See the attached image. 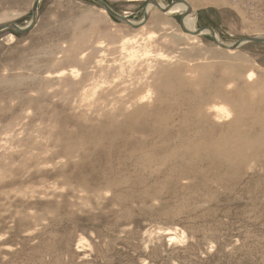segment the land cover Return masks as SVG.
<instances>
[{"label":"rangeland","instance_id":"374dc122","mask_svg":"<svg viewBox=\"0 0 264 264\" xmlns=\"http://www.w3.org/2000/svg\"><path fill=\"white\" fill-rule=\"evenodd\" d=\"M34 1L0 0V26L7 21L20 26H28L34 18ZM102 1L108 7L110 6L111 10L119 12L131 21L140 22L148 18L147 27L145 29L130 28L125 26V22L119 18L117 19L111 13L110 17L103 15L99 10L103 6L96 0H41L37 12V22L31 27V30L21 33L9 28L0 33V210L3 207L2 212L4 213L2 215L0 212V218L5 220H0V264H264V105L262 104L264 99H262V103L258 102L261 96H257L254 100L250 99L253 104L248 103L250 107L247 113L249 115L247 113H245V116L241 115L240 123L237 127L226 126V122L229 121L226 120L225 123H222L225 124L226 129L223 127L224 125L221 126L220 122L217 121L220 127L216 124L214 116L211 117V115H214V111L210 108L211 105L218 103L212 101L215 99L219 101L215 94L228 99V96H226L228 93L225 91L229 89L230 92L232 90L230 89L232 80L236 84L237 95L245 94V89H247L245 84L249 80L248 75L252 74V72L253 76L252 79L250 78L249 83L257 80L260 83L258 88L260 87L259 85L263 84V88L260 87L259 89H264V41L250 42L246 40L251 38V34L259 33V35L264 37V28L259 29L256 33L252 27L253 22L249 20L247 22L243 17V13L237 7L224 0H211V2L207 0L208 3L204 0H160L166 5H172L177 2L191 5L192 3L200 2L198 3L199 6L196 7L197 19L195 23L197 29L204 30L207 27H211L221 42L227 44L235 45L238 41H241V44L236 49L229 50L216 44V37L211 32L203 33L202 31L201 34L198 33L195 37L193 35L189 36L187 33L194 32H191L183 23L185 13L182 11L168 14L163 9L160 10L155 7L148 12L146 9L152 0ZM86 18L89 19L86 20ZM96 18L97 20H95ZM77 19L80 23L81 21L85 23L80 24L76 21ZM63 28L66 29L64 30ZM81 29L82 32L85 30H87L85 32H91L88 41L93 42H78L76 55L69 56L65 52L60 51V46L66 48V46L68 47L72 44L76 34ZM149 31L154 32L153 37H149L151 35ZM11 35H13V39L10 37ZM134 36H137V39L142 41L145 39L152 41L153 44L150 45V49L155 55L151 56L154 59L151 60L161 65V67L160 65H158V68L155 67L157 69L160 68L161 72L156 69L157 73H153L158 78L156 79L158 82L155 81L157 83L155 91H158L155 96L159 94V97L154 96L153 108L134 102L136 92L130 91L132 84L135 85V81L138 83L139 79L137 80V78L139 76L141 77L140 83L145 76L142 85L149 82V79L152 80V72H149V76L148 72L146 73L136 67L138 69L136 70L137 72L135 71L136 77L130 72L123 76L124 78L129 73V76L133 74L129 81L127 80L129 76L124 78V81L126 80L128 83H117L118 80L113 79L117 71L115 68L117 65H114L123 61H126L125 63L123 62L126 64L128 60L123 58L121 51H119L120 49H118L120 47H113L112 38L117 41L118 45L123 39ZM99 41L101 44L103 43V46ZM105 41L107 45L104 44ZM111 41L112 44L109 43ZM68 42L70 43L68 44ZM94 45L96 47L97 45L99 46L96 48ZM41 51H45L43 52L44 54ZM61 52L63 54H60ZM82 53L86 56L89 54V56L83 57L85 55ZM161 54L162 57L160 56ZM163 56L165 57L163 58ZM119 58L123 61L121 59L120 61ZM157 58L163 61L160 60V63ZM94 59L96 60L95 62ZM104 59L105 63L103 62ZM114 59L117 61L114 62ZM106 60L110 61V63L106 62ZM100 61L101 63H98ZM96 62L97 64H95ZM102 63L108 66H102ZM208 63H211L208 68L207 66H202ZM110 64L111 67H109ZM214 64L218 65H215L217 67L212 72ZM194 65L195 67H204L203 71L205 73L201 77L198 75L191 80L186 77L187 82H198L192 84L193 88L187 87L190 89H185V86L179 87V89L174 88V90L168 88L170 83L179 84V80L182 79L181 76L184 79L187 70ZM40 66H43V68ZM100 66L104 67L103 69L108 72L110 78H107V80H110L108 81L109 83H104L106 86H102L101 90L99 88V96L100 94L106 95L109 90L108 85L113 83L114 87L118 88L119 91L124 89V86L128 88L120 92L122 96L120 101L113 100L111 99L112 96L106 95L102 98L103 102L93 103L87 107V101L81 99L83 98L82 93H86L84 90L90 86V80L91 82L92 79L95 81V76L98 77H96L97 80L100 79L98 75H101L102 72ZM180 66H182V70ZM88 67L94 68L95 74L92 71L93 69L89 70ZM108 67L112 73L114 72L113 76L110 75L111 72ZM66 68L67 70L69 68H75L74 70L82 69V71H80L79 77L77 75L75 77L71 74L72 72L66 71ZM84 68H87V70L84 71ZM217 69L219 70L217 71ZM179 70H181V73ZM228 70L233 74H230ZM56 71L60 73L57 74ZM141 71L145 75L141 76ZM49 72L51 76L47 77ZM206 72L208 73L206 74ZM44 73L46 74L45 78ZM52 73L55 75H52ZM165 73L167 76H165ZM56 74H61L62 76L59 77H62V80ZM91 74L94 75L92 76ZM227 74L231 75L227 76L229 79L225 76ZM38 75L40 76L38 77L39 79L37 78ZM173 75L175 76L174 78L172 77ZM49 77L50 79H48ZM162 77L165 78L163 81H161ZM221 78L225 81H219ZM169 79L170 81L168 82ZM198 79L201 80V83H199ZM184 81L186 82V80ZM243 81H246L245 84ZM202 82H206V84ZM223 82L224 84H222ZM54 85L59 87H52ZM86 85L89 86L86 88L84 87ZM202 85L206 86L205 90ZM160 86L161 89L158 88ZM215 87L217 90H215ZM201 88L202 90H200ZM182 89L186 92H183ZM213 89L216 93L214 91L211 92ZM166 90L169 94L165 92ZM178 90L183 93L180 94ZM241 90L245 92L243 93ZM170 91H173V93ZM174 91H177V93ZM187 91H189V94H186ZM209 92L214 94H210V96ZM259 92L263 93L262 91ZM205 95H208L206 96V98L208 97L207 99L203 98ZM194 96L198 98L196 97L195 100ZM128 97H131V99H128ZM163 97H166V100ZM180 98L182 100L184 98L183 102ZM210 98L215 99L211 101ZM261 98H264V95ZM82 100L84 102H81ZM156 101H158V104ZM160 101L165 102H162V104ZM168 102L171 104L169 105ZM220 102H222V98ZM175 103H177L176 106L174 105ZM124 104L125 106H123ZM160 104L164 106V109H168V112ZM164 104H168L167 108ZM141 105V111L146 114L140 113L141 111L138 108ZM173 106L175 110L172 108ZM180 106L181 108H179ZM176 107L180 109L183 116L181 113L179 115L176 114V112L179 113V109ZM207 107L209 110H207ZM155 108L160 110V112H157ZM186 108L190 110H186ZM201 108H204V111ZM109 109L111 110L109 111ZM113 109L115 112H113ZM146 109L147 111L148 109L152 111V113L150 112L151 115ZM254 109L257 110V114L255 113L256 110L253 111ZM91 111L99 113V115L97 116L93 112L94 115ZM153 111H155V114ZM170 111L172 115H170ZM156 112L166 120L156 115ZM199 112L202 113L199 114ZM201 114H203V117ZM257 115L260 116L258 117ZM103 117L105 118L103 119ZM150 117L154 118L152 119L153 121H151ZM172 117L176 123L172 120ZM210 118L212 119L211 122ZM244 118H246V124L243 125ZM15 120L19 122L11 125V122ZM158 121L160 122L159 124H157ZM161 121L163 122L161 123ZM213 121L214 123H212ZM204 122L206 125L203 124ZM103 125L104 128H102ZM200 125L203 127L201 128ZM174 127H178L177 130ZM231 129L232 132L230 131ZM166 134L169 138H165L167 137ZM195 135L196 137H192ZM190 136L195 139L192 140ZM165 139H170V141ZM181 141L185 143H181ZM186 141H189L187 142L188 146L185 145ZM77 143L79 145L76 146ZM164 144L166 149L162 147ZM69 146L72 147L70 150ZM56 147L58 148L56 149ZM77 147L79 149L83 147V150H85H79ZM162 149L165 150L163 151ZM167 149L170 153L166 151ZM67 150L68 152L72 150V152H69L71 154H69L70 158L67 157ZM58 151L61 154L66 151L67 155L63 156ZM84 152L87 156H85ZM72 153L78 157H75ZM154 154L159 155L160 159L159 156ZM82 155L84 156L83 158ZM149 157L151 160L148 159ZM78 158L80 161L76 160ZM87 158H90L91 162ZM93 158L94 160H92ZM85 159L90 163L91 167L90 165H88L89 167H81L88 164V162L85 163ZM52 160H55L54 162L57 161L55 165H53L54 162ZM65 160L70 162L68 163L70 166L73 161L75 163L81 162L78 167L81 169H77L81 173H78L75 168L76 172L74 170L70 172L71 167L65 165L67 164L64 162ZM149 162L151 163L150 166ZM75 163H73V166ZM146 163L150 168H147ZM25 164L27 165L23 167L22 165ZM57 166L64 168V170V166L69 167V169L66 168L67 172L69 171L68 173L66 172L67 176L63 169H58L59 172L57 171L55 175ZM25 168H30L31 171L29 169L25 170ZM34 168L39 170L36 171ZM45 168L50 170V172ZM52 169H55V172ZM82 169H85V171L88 169V171L85 172ZM89 169L93 170V172L89 171ZM150 169L156 170L153 172ZM41 170L43 173L40 172ZM149 170L151 173H149ZM44 173L47 176H45L46 178ZM72 173L73 175L71 176ZM85 173H88V177H86ZM51 174L54 176L53 178L56 177L55 182H52L54 179L50 177ZM79 174H82V176L85 174L84 177L87 181L90 177L91 183L89 181L87 183L83 179L84 177H80ZM33 176L44 178V180L36 177L35 180ZM65 176L68 177V180ZM75 177L79 178L80 181ZM142 177L144 178L142 179ZM29 178L30 180L33 179L36 185ZM71 178H75V181L71 180ZM22 180L23 184H25L23 185L24 187L22 186ZM59 181L64 184H60ZM96 181L98 182L94 183ZM36 182L39 186H37ZM80 182L84 183V188L86 186L87 188L83 189L82 186L80 187ZM105 183H108V185ZM45 184L49 186L47 187ZM14 185L16 186L14 187ZM100 185L101 187H99ZM5 186L8 188L6 187V189ZM29 189L33 191L30 190L31 192H29ZM134 189L136 190L133 191ZM11 195H13L12 198ZM64 195L67 197H63ZM20 198L22 199L20 200ZM110 198L112 201H110ZM76 199L78 203H76ZM30 200H33V203ZM59 202L63 206L66 205L63 207ZM59 207L60 209L58 210ZM62 208L66 213H64ZM13 211H15L14 217L12 216ZM70 214L72 215L70 216ZM16 217H18V221L26 225L22 226L20 222H17ZM18 228L20 231L17 230ZM20 249L21 251H19Z\"/></svg>","mask_w":264,"mask_h":264},{"label":"bare ground","instance_id":"6f19581e","mask_svg":"<svg viewBox=\"0 0 264 264\" xmlns=\"http://www.w3.org/2000/svg\"><path fill=\"white\" fill-rule=\"evenodd\" d=\"M37 0H35L34 1V4H35V2H36ZM40 1L41 0H39L38 1V5H37V9H36V13L38 12V7H39V3H40ZM102 1V0H101ZM204 1H207V0H204ZM216 1V0H215ZM214 1V2H215ZM224 1H227V2H229V4H231L232 6H234V7H237V9H239V11L240 12H242L243 13V17L246 19V21L247 20H249L250 22H253V28H254V30H255V32L257 33V31L259 30V29H261V28H264L263 26H264V0H224ZM194 2H196V1H194ZM210 2H211V0H210ZM198 3H200V2H196V3H192L191 5L190 4H188V3H173L172 5H166V4H164L163 2H161L160 0H152L150 3H149V5H148V7H147V9L146 10H148V12L149 11H152V9L153 8H155V7H158L160 10H164L166 13H168V14H170V13H174V12H177V11H182L183 13H185V17H184V20H183V23L185 24V26L191 31V32H194V33H187L189 36H191V35H193L194 37L198 34V33H202V31H203V33H207V32H211L213 35H214V37H216V41L218 42V43H220V44H223V45H226V46H228V49L229 50H231L230 48L232 47V46H234V45H231V44H227V43H224V42H221V40H220V38L217 36V34H216V32L214 31V29L213 28H211V27H207L206 29H204V30H199V29H197V27H196V19H197V13H196V11H197V9H196V7H198L199 6V4ZM203 3V2H202ZM207 3H208V1H207ZM34 4H33V7H34ZM102 6V5H101ZM109 8H111L110 6H109ZM101 12H102V14L103 15H107L108 17H110V12L103 6V7H100V9H99ZM112 11H114L113 9H112ZM117 15H119L121 18H123V19H125V20H128L131 24H134V25H137V27H135L136 29H145L146 27H147V24H146V22H147V20H148V18H145V19H143L142 21H140V22H135V21H131V20H129L126 16H124V15H122V14H120L119 12H116V11H114ZM85 15V14H84ZM87 15V14H86ZM37 16H38V13H37ZM80 16V15H79ZM78 16V17H79ZM148 16V15H147ZM82 17H84V16H82ZM81 17V18H82ZM87 17V16H86ZM38 18V17H37ZM37 18H36V20L34 21V23H33V19L30 21V23L28 24V26H20V25H18V24H16L18 27H20V28H22V29H26L27 27H29L30 26V24L31 23H33V25L32 26H34L35 24H36V22H37ZM80 18V17H79ZM87 19H89V18H86V20ZM244 19V20H245ZM82 20H84L83 18H82ZM85 20V21H86ZM95 20H97V18L95 19ZM76 21H78V19L76 20ZM123 21V20H122ZM74 22V21H73ZM79 22V21H78ZM77 22V23H78ZM124 22V21H123ZM248 22V21H247ZM66 23V22H65ZM80 23V22H79ZM78 23V24H79ZM82 23H85V22H82L81 21V23L80 24H82ZM93 23V22H92ZM91 23V24H92ZM126 23V22H125ZM2 24H13L12 22H9V21H7V22H5V23H2ZM1 24V25H2ZM72 24V23H71ZM79 24V25H80ZM94 24V23H93ZM98 24V23H97ZM87 25V24H86ZM85 25V26H86ZM248 25H249V23H248ZM251 25V24H250ZM125 26H127V27H130V28H134V26L132 27L131 25H128V24H126ZM81 28V27H80ZM252 28V29H253ZM64 29V28H63ZM66 29V28H65ZM64 29V30H65ZM251 29V30H252ZM77 30V29H76ZM253 30V31H254ZM85 31H87V30H85ZM85 31H83L82 32V29H81V31H79V33L78 34H76V37H75V39H74V41L72 42V44H70L68 47L66 46V48H63L62 46H60L59 47V50L60 51H62V52H65L66 54H68L69 56L70 55H76L75 53H77L76 51H77V46H78V42H84V43H86L87 41H88V38H89V35H90V33L91 32H85ZM261 32H262V30H261ZM76 33H77V31H76ZM93 33V32H92ZM101 33H103V32H101ZM149 33H151V35H149V37H153L154 36V32L152 33L151 31H149ZM94 34V33H93ZM186 34V33H185ZM186 34V35H187ZM92 35V34H91ZM72 36V35H71ZM12 39L14 38L13 37V35H11L10 36ZM55 37V36H54ZM250 37H256V38H264V37H262L261 35H259V33L258 34H251V36ZM59 38V37H58ZM109 39H111L110 37H109ZM143 39V38H142ZM112 40H113V44H112V41L111 42H109V43H111L112 45H114L113 47L114 48H118V47H120V48H118V49H120L119 51H121L120 53L122 54V56H123V58L125 59H127L128 61V63H126V64H124L126 61H123L121 58H119V60L121 59L123 62H119V64H118V62L115 64V63H112V64H115L114 66H116L117 65V67H115L116 68V70L118 71L119 69V72H115V74L116 75H112L113 73L111 72V69L109 68V67H111V64L109 65V67H108V70H110V72H111V76H113V79H117L118 80V82L117 83H120V82H126V80L124 81V78H126V77H128L129 76V74L130 73H133L134 74V77H136L135 75V71L136 70H138V69H141V70H143V71H145L146 73L148 72V75L150 76V74H149V72L151 73V74H153V73H157V70H159V69H157L158 68V65H160V64H157V62L155 63V62H153L152 60H154L152 57L155 55V54H153V51L150 49V45H152L153 43H152V41L151 40H144V41H142V40H139V39H137V36H134V37H129V38H126V39H123V41H121L118 45H117V41L116 40H114V38H112ZM58 41H60V40H58ZM65 41V40H64ZM69 41V40H68ZM100 41H103V40H100ZM99 41V42H100ZM110 41V40H109ZM89 42V41H88ZM87 42V43H88ZM93 42V41H92ZM92 42H89V43H92ZM104 42V41H103ZM70 42H68V44H69ZM54 44V43H53ZM65 45H66V43H64ZM100 44H101V42H100ZM103 44V43H102ZM101 44V45H102ZM104 44H106L107 45V43H106V41H105V43ZM55 45V44H54ZM65 45H63V46H65ZM100 45V46H101ZM236 45V44H235ZM59 46V45H58ZM95 47H96V45H94ZM99 45H97V47H98ZM103 46V45H102ZM52 47V46H51ZM51 47H49L50 49H51ZM82 48H83V46H81ZM86 47V46H85ZM96 47V48H97ZM48 48V47H47ZM89 48H91V47H89ZM88 48V49H89ZM222 48V47H221ZM58 49V48H57ZM62 49V50H61ZM236 49V48H235ZM49 50V49H48ZM52 50V49H51ZM96 50V49H95ZM37 51H39V50H37ZM89 51H91V50H89ZM105 51V50H104ZM104 51H101V52H104ZM42 52V51H41ZM43 52H45V51H43ZM42 52V53H43ZM52 52V51H51ZM60 53V54H63V53ZM39 54H40V52H38ZM89 53H91V52H89ZM44 54V53H43ZM59 54V55H60ZM79 54V53H78ZM83 54V53H82ZM87 54V53H86ZM121 54H120V56H121ZM49 55V54H48ZM50 55H52V54H50ZM83 55H85V54H83ZM83 55H80V56H83ZM163 55H164V53H163ZM167 56H169L168 54H166ZM33 56H34V54H33ZM54 56V55H53ZM56 56V55H55ZM87 56H89V54L87 55ZM86 55L85 56H83V57H87ZM102 56V55H101ZM152 56V57H151ZM161 57H162V54L160 55ZM166 56V57H167ZM28 57V56H27ZM76 57V56H75ZM83 57H82V59H83ZM108 57V56H107ZM107 57H106V59H107ZM165 56H163V58H164ZM81 58V57H80ZM80 58H79V60H80ZM98 58H100V57H98ZM103 58H105V56H103ZM102 58V59H103ZM158 58H160V57H158ZM157 58V59H158ZM170 58V57H169ZM37 59V58H36ZM71 59H73V58H71ZM81 59V60H82ZM96 59V58H95ZM94 59V62L96 61ZM152 59V60H151ZM57 60H58V57H57ZM57 60H56V62H57ZM61 60V59H60ZM101 60V59H100ZM118 60V61H119ZM120 60V61H121ZM155 60H156V58H155ZM160 60H162V59H160ZM159 59H158V61H160ZM165 60V59H164ZM169 60V59H168ZM168 60H166V61H168ZM172 60V59H171ZM34 61V60H33ZM69 61V60H68ZM76 61V60H75ZM98 61V60H97ZM117 61V60H116ZM115 61V59H114V62H116ZM163 61V60H162ZM179 61V60H178ZM36 62V61H35ZM55 62V61H54ZM63 62V61H62ZM61 62V63H62ZM73 62V61H72ZM78 62V61H77ZM104 63H105V59H104V61H103ZM106 62H109L110 63V61H107L106 60ZM34 63V62H33ZM61 63H59V64H61ZM65 63V62H64ZM83 63V62H82ZM98 63H101V61L100 62H98ZM160 63H161V61H160ZM165 63V62H164ZM167 63V62H166ZM177 63V62H176ZM176 63H173V64H176ZM32 64V63H31ZM35 64H37V63H35ZM95 64H97V62L95 63ZM172 64V65H173ZM178 64V63H177ZM184 64V63H183ZM194 64V63H193ZM199 64V63H198ZM211 64V63H210ZM210 64L208 63L207 65H205V64H201L202 66H207V68L210 66ZM71 65H74V64H71ZM92 65V64H91ZM105 65V64H104ZM103 65V63H102V66H104ZM107 65V64H106ZM105 65V66H106ZM215 65H218V64H214V70H212V72H214L215 71V68L217 67H215ZM108 66V65H107ZM163 66V65H162ZM174 66V65H173ZM182 66H184V65H182ZM182 66H180L181 68V70H182ZM28 67H30V66H28ZM41 67V66H40ZM74 67V66H73ZM92 67V66H91ZM97 67H98V65H97ZM101 67V66H100ZM99 67V68H100ZM136 67H139L138 69L136 68ZM155 67H157V68H155ZM160 67H161V65H160ZM167 67V66H166ZM170 67V66H169ZM37 68V67H36ZM41 68H43V66L41 67ZM46 68V67H45ZM54 68H55V66H54ZM59 68V67H58ZM96 68V67H95ZM102 68V67H101ZM100 68V69H101ZM104 68V67H103ZM101 69L102 70V72H101V75L100 74H98L99 75V78L100 79H98L97 80V76H95L94 78H95V81H94V79H92V82H91V80H90V86L89 85H86V86H84V87H86L87 88V86H89L87 89H85L84 90V92H86V93H82L83 94V98H81V99H84V100H86L87 101V107H89V106H91V104H97V103H99L100 101H102L103 102V99L102 98H104L106 95L108 96V95H110V96H112V98L111 97H109V98H111V99H113V100H117V101H120V99H121V94H120V92L122 91V90H125V89H127L128 87L126 86H124V89H122V90H120L119 91V89L118 88H115L114 87V83L113 84H110V85H108V91H107V93H106V95L105 94H100V96L98 95V92H99V88H100V90H101V88H102V86L103 87H105L106 85L105 84H107V82L110 80H107V78H110L109 77V74H108V72H106V70H104V69ZM114 68V67H113ZM163 68H165V66H163ZM162 68V69H163ZM172 68V67H171ZM179 68V67H178ZM206 68V69H207ZM211 68V67H210ZM40 69V68H39ZM71 68H69L68 70H67V68H66V71H70V72H72L71 74H73L75 77H76V75L79 77V75H80V71H82V69L81 70H74V69H71ZM88 69L90 70V69H93L92 71H94V68H89L88 67ZM97 69V68H96ZM106 69V68H105ZM157 69V70H156ZM177 69V68H176ZM85 70H87V68L85 69L84 68V71ZM156 70V71H155ZM164 70V69H163ZM162 70V71H163ZM165 70H167L166 68H165ZM171 70V69H170ZM170 70H168V71H170ZM181 70H179V72L181 71ZM187 70V69H186ZM201 70H202V72H201ZM204 67L203 68H201V67H195V65L194 66H192V67H190L188 70H187V74H185L184 75V73H182L183 75H184V79H183V76H181L182 77V79L181 80H179V84H176V83H170L169 85H168V88L169 89H173L174 90V88H176V89H179V87L181 88V87H183V86H185V89L187 88V87H192L193 85V83L195 82H187V79H186V77L188 78V79H193L195 76H200L201 77V75L203 74V73H205L204 71ZM210 70V69H209ZM209 70H208V72H209ZM219 69H217V71H218ZM48 71V70H47ZM60 71V70H59ZM160 72H161V70H159ZM167 71V72H168ZM172 71H173V69H172ZM225 71V70H224ZM229 71V73L230 74H233V73H231L230 72V70H228ZM33 72H34V70H33ZM40 72V71H39ZM55 72V71H54ZM53 72V73H54ZM57 72V71H56ZM127 72H130L129 74H128V76L126 75V77H124L123 78V76H125V74L127 73ZM137 72V71H136ZM176 72H178V71H176ZM208 72H206V74L208 73ZM211 72V73H212ZM37 73V72H36ZM52 73V75H55V74H53ZM60 73V72H59ZM58 72H57V74H59ZM65 73V72H64ZM67 73V72H66ZM69 73V72H68ZM82 73V72H81ZM86 73V72H85ZM89 73H91V72H89ZM107 73V74H106ZM159 73V72H158ZM181 73V72H180ZM211 73H210V75H211ZM218 73V72H217ZM226 73H228V72H226ZM33 74H35V73H33ZM33 74H32V77H33ZM38 74V73H37ZM45 74V73H44ZM51 73L49 72V74L47 75V77L50 75ZM56 74V75H57ZM62 74V73H61ZM57 75V77H59V76H62V75ZM94 74H95V71H94ZM94 74H91L92 76L94 75ZM133 74L131 75L132 77H133ZM141 76H143V74L145 75V73L143 72L142 73V71H141ZM213 74V73H212ZM16 75V74H15ZM20 75V74H19ZM25 75V74H24ZM40 75V74H39ZM37 76V78L38 77H40V76ZM68 75V74H67ZM67 75H66V77H67ZM70 75V74H69ZM163 75V74H162ZM175 75H176V73H175ZM178 75V74H177ZM222 75V74H221ZM239 75V74H238ZM237 75V76H238ZM243 75H245V74H243ZM242 75V76H243ZM29 76H30V74H29ZM44 76V75H43ZM51 76V75H50ZM74 76H72V77H74ZM131 76H129L128 77V81H129V79L131 78ZM139 76V75H138ZM137 76V77H138ZM165 76H167L166 75V73H165ZM204 76H205V74H204ZM226 76V78H227V76H231V75H225ZM224 76V77H225ZM240 76V75H239ZM239 76H238V78H239ZM247 76V75H246ZM252 76H253V72H252V74H250V75H248V79L250 80V78L252 79ZM16 77V76H15ZM18 77V76H17ZM27 77V76H26ZM25 77V79L27 80V78ZM36 77V76H35ZM46 77V74H45V76H44V78ZM55 77V76H54ZM70 77V76H69ZM97 77V78H96ZM145 77V76H144ZM144 77L142 78V82H143V80H144ZM173 78L175 77L174 75L172 76ZM203 77V76H202ZM215 77H217V76H215ZM53 78V77H52ZM60 78V77H59ZM62 78V77H61ZM60 78V79H61ZM65 78V77H64ZM68 78V77H67ZM112 78V77H111ZM140 76L137 78V80H138V83H136V81H135V85H133L132 84V86H131V88H130V91H132L133 93H135V101L134 102H136V103H140V104H142V105H146V106H148V107H152V106H154V105H152V103L153 102H155V98H154V96L156 95L155 93H157L156 91H155V89H156V84L157 83H155V81H157L156 79H158L157 78V76H155L154 74H153V76H151V78H152V80H150L149 79V82H146V83H144L143 85H142V82L140 83L139 81H141L140 80ZM150 78V77H149ZM159 78H161V77H159ZM163 78V77H162ZM219 78V77H218ZM223 78V77H222ZM222 78L219 80V81H225V80H222ZM230 78H232V77H230ZM10 79V78H9ZM39 79V78H38ZM48 79H50V77L48 78ZM66 79V78H65ZM69 79V78H68ZM77 79V78H76ZM112 79V80H113ZM136 79V78H135ZM165 78H163L161 81H163ZM171 79V78H170ZM170 79L168 80V82L170 81ZM207 79V78H206ZM227 79H229V78H227ZM248 79H245V80H248ZM15 80V79H14ZM18 80V79H17ZM25 80V81H26ZM62 80V79H61ZM160 80V79H159ZM176 80V79H175ZM184 80H186V82L184 81ZM199 80V83H201V80L200 79H198ZM217 80V79H216ZM249 80H248V82H246V84H245V82H244V84L245 85H247V89H245V94H242L241 96H239V95H237L238 94V92H236V84H234V80H230L231 82H233V84H231V82H230V85H232V87H230V89H232L230 92H229V89L227 90V91H225V92H227L228 93V95H226V96H228V99H225V98H223L221 95V98H222V102H220L221 101V98H220V96H218L217 94H215L216 95V97H217V100H219V101H216V99L214 100L213 98H210L211 99V101H212V99L214 100V101H212V102H218V103H216V104H214V105H211L210 106V108L212 109V111H214V115H211V117L212 116H214V121L216 122V124H218L219 125V123H217V121L218 122H220L221 123V126L222 125H224L223 127H225V124H222V123H225V121L226 120H229V121H227L226 122V126L227 125H229V126H234V127H237L238 125H239V123H240V117H241V115H243V116H245V113H247V111H248V109H249V105H248V103L250 102V99H252V100H254L257 96H263L264 95V89H259L260 87L261 88H263V84H261V85H259L260 87L258 88V84H260L257 80H255V81H250V83H249ZM259 80V79H258ZM12 81V80H11ZM10 81V82H11ZM115 81V80H114ZM132 81V80H131ZM134 81V80H133ZM167 81V80H166ZM165 81V82H166ZM174 81V80H173ZM177 81V80H176ZM197 81V80H196ZM203 81V80H202ZM218 81V82H219ZM241 81H242V78H241ZM20 82V81H19ZM28 82V81H27ZM106 82V83H105ZM158 82V81H157ZM167 82V83H168ZM178 82V81H177ZM252 82V83H251ZM17 83V82H16ZM54 83V82H53ZM70 83V82H69ZM89 83V82H88ZM105 83V84H104ZM109 83V82H108ZM116 83V84H117ZM126 83H128V82H126ZM130 84H131V82H129ZM161 83V82H160ZM160 83H158V84H160ZM163 83V82H162ZM195 83H198V82H195ZM202 83H205L206 84V82H202ZM10 84V83H9ZM26 84V83H25ZM42 84V83H41ZM50 84V83H49ZM102 84H104V85H102ZM222 84H224V82L222 83ZM11 85V84H10ZM37 85V84H36ZM126 85H128V84H126ZM161 85H163V84H161ZM165 85V84H164ZM163 85V86H164ZM197 85V84H196ZM219 85H220V82H219ZM227 85V84H226ZM234 85V86H233ZM48 86V85H47ZM55 86H58V85H54V86H52V87H55ZM71 86V85H70ZM117 86V85H116ZM158 86V85H157ZM198 86V85H197ZM200 86V85H199ZM202 86H204V85H202ZM218 86V85H217ZM228 86H229V84H228ZM39 87V86H38ZM59 87V86H58ZM118 87V86H117ZM122 87V86H121ZM219 87V86H218ZM225 87V86H224ZM223 87V88H224ZM40 88V87H39ZM57 88V87H56ZM74 88V87H73ZM158 88H160L161 89V86L160 87H158ZM167 88V89H168ZM193 88V87H192ZM204 90H205V88H206V86H204V87H202ZM202 88L200 89V90H202ZM216 88V87H215ZM214 88V89H215ZM219 88H221V87H219ZM218 88V89H219ZM227 88H229V87H227ZM52 89V88H51ZM82 89H84V88H82ZM143 89V90H142ZM187 89H190V88H187ZM211 90V92L212 91H214L215 92V90H217V88L215 89V90ZM225 89V88H224ZM34 90V89H33ZM105 90V89H104ZM158 90V89H157ZM163 90H164V88H163ZM192 90V89H191ZM193 90H195V89H193ZM210 90V89H209ZM223 90V89H222ZM239 90V89H238ZM237 90V91H238ZM48 91V90H47ZM50 91V90H49ZM67 91V90H66ZM111 91V92H110ZM129 91V90H128ZM160 91V90H159ZM181 91V90H180ZM182 91H183V89H182ZM181 91V93H183ZM190 91V90H189ZM189 91H187V93L186 94H189ZM198 91V90H197ZM207 91V90H206ZM224 91V90H223ZM240 91V90H239ZM242 91V90H241ZM259 91H262L263 93H261V92H259ZM64 92H65V90H64ZM165 92H167L168 93V91L166 90ZM171 92V91H170ZM175 92V91H174ZM178 92H179V90H178ZM186 92V91H185ZM195 92H196V90H195ZM204 92V91H203ZM211 92H209V95L211 94ZM219 92V91H218ZM217 92V93H218ZM221 92V91H220ZM243 92V91H242ZM243 92V93H244ZM60 93V92H59ZM81 93V92H80ZM128 94H129V92H127ZM161 93V92H160ZM166 93V94H167ZM171 93H173V91L171 92ZM170 93V95H172ZM175 93H177V91L175 92ZM180 93V92H179ZM180 93V94H181ZM194 93V92H193ZM202 93V92H201ZM216 93V92H215ZM224 93V92H223ZM226 93V94H227ZM241 93V92H240ZM33 94H35V93H33ZM64 94V93H63ZM71 94V93H70ZM79 94V93H78ZM122 94H123V92H122ZM126 94V93H125ZM169 94V93H168ZM206 94V93H205ZM214 93H212L211 95H213ZM225 94V93H224ZM259 94H261V95H259ZM27 95V94H26ZM158 96H155V97H159V94H157ZM185 95V94H184ZM194 95V94H193ZM201 95V94H200ZM202 95H203V93H202ZM210 95V96H211ZM128 96V95H127ZM133 96V95H132ZM162 96V95H161ZM173 96H175V95H173ZM177 96H178V94H177ZM180 96V95H179ZM192 96V95H191ZM199 96V95H198ZM206 96H208V95H205V96H203V98H206ZM223 96H225V95H223ZM253 96H255V97H253ZM61 97V96H60ZM184 97V96H183ZM188 98H189V96H187ZM195 97V96H194ZM193 97V98H194ZM197 97V96H196ZM196 97H195V100H196ZM199 97H201V96H199ZM260 97V99L258 100V102L259 103H262L263 102V100L262 99H264V98H261ZM127 98V97H126ZM161 98V97H160ZM164 98V97H163ZM162 98V99H163ZM185 98V97H184ZM184 98H183V100H184ZM198 98V97H197ZM203 98H202V100H203ZM208 98V97H207ZM206 98V99H207ZM218 98H220V99H218ZM76 99V98H75ZM106 99V98H105ZM128 99H131V97L129 98L128 97ZM165 100H166V97L164 98ZM181 99V98H180ZM186 99V98H185ZM191 99V98H190ZM190 99H189V103H190ZM223 99H225V100H223ZM67 100V99H66ZM79 100V99H78ZM122 100H123V98H122ZM121 100V101H122ZM124 100H126L125 98H124ZM182 100V99H181ZM183 100H182V102H183ZM200 100V99H199ZM260 100H262L261 102H260ZM54 101H55V99H54ZM77 101V100H76ZM110 101V100H109ZM188 101V100H187ZM55 102H57V101H55ZM81 102H84L83 100L81 101ZM122 102H124V101H122ZM162 102H165V101H160V103H162ZM202 102V101H201ZM206 102V101H205ZM2 103V102H1ZM75 103V102H74ZM105 103V102H104ZM125 103H126V101H125ZM128 103H129V101H128ZM131 103V102H130ZM144 103V104H143ZM156 103L158 104V101H156ZM169 103V102H168ZM173 103V102H172ZM178 103V102H177ZM177 103H175L174 105L176 106V104ZM181 103V102H180ZM188 103V104H189ZM251 104H253L252 102H250ZM82 104H84V103H82ZM112 104V103H111ZM155 104V103H154ZM163 104V103H162ZM171 103H169V105H170ZM179 104V103H178ZM191 104V103H190ZM206 104V103H205ZM250 104V105H251ZM263 105H264V102L262 103ZM55 105H57V104H55ZM59 105H60V103H59ZM72 105V104H71ZM117 105H118V103H117ZM120 105H121V103H120ZM127 105V104H126ZM134 105V104H133ZM142 105L141 106H139V108L138 109H140V111L142 110L140 107H142ZM161 105V104H160ZM165 105V104H164ZM168 105V104H167ZM167 105H165L166 106V108H167ZM173 105V104H172ZM181 105V104H180ZM204 105V104H203ZM207 105V104H206ZM210 105V104H209ZM259 105H261V104H259ZM81 106V105H80ZM112 106V105H111ZM123 106H125V104L123 105ZM129 106H131L130 104H129ZM128 106V107H129ZM138 106V105H137ZM179 106V105H178ZM177 106V107H178ZM197 106V105H196ZM200 106H201V104H200ZM256 106H257V103H256ZM99 107V106H98ZM100 107H102L101 105H100ZM147 107V108H148ZM155 107H157V106H155ZM161 107H163V109H164V106L163 105H161ZM176 107V108H177ZM184 107H185V105H184ZM204 107V106H203ZM209 107V106H208ZM208 107H207V110H209L208 109ZM78 108V107H77ZM76 108V109H77ZM83 108V107H82ZM85 108V107H84ZM103 108V107H102ZM109 108V107H108ZM117 108V107H116ZM115 108V109H116ZM121 108V107H120ZM125 108V107H124ZM145 108V107H144ZM153 108V107H152ZM173 109H174V106L172 107ZM179 108H181V106L179 107ZM179 108H177V109H179ZM195 108V107H194ZM199 108V107H198ZM85 109H87V108H85ZM98 109V108H97ZM112 109V108H111ZM111 109H109V111L111 110ZM118 109V108H117ZM133 109H135V108H133ZM150 109V108H149ZM149 109H148V111H149ZM156 109V108H155ZM171 109V108H170ZM185 109V108H184ZM188 108H186V110H187ZM202 109V111H204V108H201ZM31 110V109H30ZM99 110H100V108H99ZM120 110V109H119ZM118 110V111H119ZM127 110H129V109H127ZM127 110H125V111H127ZM131 110V109H130ZM150 110H152V109H150ZM161 110H162V108H161ZM164 110H166V109H164ZM164 110H162V111H164ZM175 110V109H174ZM188 110H190V109H188ZM256 109H254L253 111H255ZM261 110V109H260ZM118 111H116V112H118ZM133 111H135V110H133ZM137 111V110H136ZM135 111V112H136ZM146 111H147V109H146ZM147 111V112H148ZM156 111L158 112H160V110H157L156 109ZM167 112H168V109L166 110ZM177 111V110H176ZM176 111H174V112H176ZM179 111V113H177L176 112V114H180L181 112H180V109L178 110ZM182 111V110H181ZM262 111V110H261ZM264 111V110H263ZM92 113L94 112V111H91ZM104 112H105V110H104ZM113 112H115L114 111V109H113ZM113 112H111V113H113ZM122 112V111H121ZM138 112H139V110H138ZM150 112L152 113V111H149V114H150ZM155 111H153V113H154ZM157 112H156V115H159V113L157 114ZM249 112V111H248ZM250 112H252V111H250ZM257 112V110L255 111V113ZM88 113V112H87ZM94 113H96V112H94ZM93 113V114H94ZM100 113H101V111H100ZM140 113H145L144 111H141ZM163 113V112H162ZM166 113V112H165ZM170 113V115H172L171 114V111L169 112ZM172 113H173V111H172ZM187 113V112H186ZM200 113H202V112H199V114ZM209 113V112H208ZM210 113H211V110H210ZM260 113V112H259ZM258 113V114H259ZM25 114V113H24ZM30 114V113H29ZM85 114V113H84ZM90 115H91V113H89ZM97 114V113H96ZM110 114V113H109ZM118 114V113H117ZM116 114V115H117ZM124 114H126V113H124ZM128 114V113H127ZM130 114V113H129ZM128 114V115H129ZM146 114V113H145ZM148 114V113H147ZM155 114V113H154ZM184 114V113H183ZM205 114H206V111H205ZM212 114V113H211ZM248 114V113H247ZM257 114V113H256ZM86 115H88V114H86ZM95 115V114H94ZM99 115V113L97 114V116ZM120 115V114H119ZM131 115V114H130ZM140 116H141V114H139ZM144 115V114H143ZM151 115V114H150ZM149 115V116H150ZM162 115V114H161ZM169 115V114H168ZM181 115H182V113H181ZM249 115V114H248ZM102 116V115H101ZM110 116H112V115H110ZM125 116V115H124ZM177 116V115H176ZM183 116V115H182ZM201 116L203 117V114H201ZM235 116V117H234ZM251 116H252V114H251ZM253 116H254V112H253ZM256 116V115H255ZM258 116V115H257ZM260 116V115H259ZM258 116V117H259ZM29 117V116H28ZM82 117V116H81ZM84 117V116H83ZM135 117V116H134ZM153 117H157V116H153ZM159 117H160V115H159ZM174 117V116H173ZM173 117H172V120L174 121V119H173ZM181 117V116H180ZM185 117V116H184ZM250 117V116H249ZM20 118V117H19ZM24 118H25V116H24ZM86 118V117H85ZM87 118H88V116H87ZM98 118H101V117H98ZM105 117H103V119H104ZM114 118V117H113ZM142 118V117H141ZM151 118V117H150ZM160 118H163V117H160ZM201 118V117H200ZM204 118H205V116H204ZM204 118H202V119H204ZM206 118H207V116H206ZM257 118V117H256ZM26 119V118H25ZM108 119H109V117H108ZM116 119V118H115ZM120 119V118H119ZM118 119V120H119ZM140 119V118H139ZM148 119V118H147ZM152 119H154V118H151V121H153ZM164 119V118H163ZM178 119H179V117H178ZM211 119V118H210ZM252 120H253V118H251ZM21 120V119H20ZM51 120V119H50ZM73 120V119H72ZM85 120V119H84ZM164 120H166V119H164ZM247 120H249V119H247ZM255 120H257V119H255ZM254 120V121H255ZM81 121V120H80ZM115 121V120H114ZM149 121V120H148ZM154 121H157V120H154ZM160 121V120H159ZM158 121V123L157 124H159L160 122ZM182 121V120H181ZM212 121V119L210 120V122ZM214 121L212 122V123H214ZM245 121H246V118H244V123H243V125L244 124H246L245 123ZM19 121H14V122H11V125H13V124H16V123H18ZM113 122V121H112ZM117 122V121H116ZM163 121H161V123H162ZM165 122V121H164ZM175 123H176V121H174ZM187 122V121H186ZM253 122V121H252ZM23 123V122H22ZM21 123V124H22ZM83 123V122H82ZM85 123V122H84ZM182 123V122H181ZM185 123V122H184ZM24 124V123H23ZM91 124H93V123H91ZM110 124V123H109ZM183 124V123H182ZM186 124H190V123H186ZM203 124H205L206 125V123L204 122ZM99 125V124H98ZM102 125V124H101ZM177 125H178V123H177ZM179 125H181V124H179ZM208 125V124H207ZM23 126V125H22ZM25 126V125H24ZM50 126V125H49ZM56 126V125H55ZM85 126V125H84ZM93 126V125H92ZM182 126V125H181ZM181 126H179V127H181ZM190 126V125H189ZM201 126V125H200ZM212 126V125H211ZM228 126V127H229ZM241 126V125H240ZM239 126V127H240ZM13 127V126H12ZM18 127V126H17ZM58 127V126H57ZM57 127H56V129H57ZM98 127V126H97ZM173 127V126H172ZM191 127V126H190ZM196 127V126H195ZM203 126H201V128H202ZM206 127V126H205ZM219 127H220V125H219ZM244 127V126H243ZM90 128L91 129H93V127H91L90 126ZM96 128V127H95ZM102 128H104V125L102 126ZM106 128V127H105ZM169 128V127H168ZM170 128H171V126H170ZM176 130H177V128L176 127H174ZM187 128H188V125H187ZM200 128V127H199ZM216 128V127H215ZM233 128V127H232ZM49 129H50V127H49ZM52 129V128H51ZM98 129H99V127H98ZM100 129H101V126H100ZM191 129H192V127H191ZM213 129H214V127H213ZM219 130H223V129H221V128H218ZM217 129V130H218ZM225 129H226V127H225ZM242 129V128H241ZM260 129V128H259ZM263 129V128H262ZM17 130V129H16ZM54 130V129H53ZM102 130V129H101ZM196 130H197V128H196ZM195 130V131H196ZM216 130V132H218L219 134H220V132L219 131H217ZM229 130V129H228ZM52 131V130H51ZM98 131V130H97ZM198 131H200V130H198ZM197 131V132H198ZM231 132H232V129L230 130ZM175 132V131H174ZM194 132V131H193ZM196 132V133H197ZM204 132V131H203ZM209 132V131H208ZM215 132V131H214ZM215 132V133H216ZM234 132V131H233ZM48 133H49V131H48ZM172 133H173V131H172ZM176 133V132H175ZM217 133V134H218ZM8 134V133H7ZM10 134V133H9ZM94 134V133H93ZM169 134V133H168ZM171 134V133H170ZM169 134V135H170ZM206 134V133H205ZM208 134V133H207ZM217 134H215V135H217ZM164 135H165V133H164ZM172 135V134H171ZM194 135V134H193ZM199 135H201V133H199ZM137 136H138V134H137ZM166 136H167V134H166ZM173 136V135H172ZM63 137V136H62ZM192 137H196V135L195 136H192ZM141 138H142V136H141ZM165 138H169V136H167V137H165ZM190 138H191V136H190ZM189 138V140H191ZM197 138H198V136H197ZM235 138H236V136H235ZM51 139V138H50ZM64 139V138H63ZM69 139V138H68ZM195 139V138H194ZM194 139H192V140H194ZM62 140V139H61ZM64 140H66V139H64ZM78 140V139H77ZM77 140H76V142H77ZM165 140H167V139H165ZM191 140V141H192ZM237 140H239V139H237ZM81 141V140H80ZM167 141H170V139L169 140H167ZM177 141H178V139H177ZM199 141V140H198ZM56 142V141H55ZM68 142H70V141H68ZM67 142V143H68ZM187 142H189V141H186V144L185 145H187ZM202 142V141H201ZM58 143V142H57ZM61 143V142H60ZM63 143V142H62ZM73 143V142H72ZM80 143V142H79ZM86 143V142H85ZM167 143V142H166ZM172 143V142H171ZM181 143H185V142H183V141H181ZM65 144V143H64ZM74 144V143H73ZM168 144V143H167ZM57 145V144H56ZM59 145V144H58ZM68 145H71V144H68ZM77 145H79L78 143L76 144V146ZM81 145H83V144H81ZM80 145V146H81ZM184 145V146H185ZM183 146V145H182ZM188 146V145H187ZM59 147V146H58ZM58 147H56V149L58 148ZM60 147H62V145H60ZM65 149H66V147L65 146H63ZM74 147H75V144H74ZM73 147V148H74ZM159 147V146H158ZM163 148L165 147V149H166V145L164 144V146H162ZM173 147V146H172ZM171 147V148H172ZM181 147V146H180ZM69 148V150H70V148H72L71 146H69L68 147ZM78 149H79V147H77ZM160 148H161V146H160ZM159 148V149H160ZM75 149V148H74ZM165 149H162L163 151L165 150ZM169 149H170V147H169ZM187 149H189V148H187ZM191 149V148H190ZM79 150H82V151H84L83 150V147L81 148V149H79ZM171 150V149H170ZM55 151V150H54ZM61 151V150H60ZM161 151V150H160ZM162 151V152H163ZM167 152L169 151L168 149L166 150ZM173 151V150H172ZM59 152V151H58ZM67 152H68V150H67ZM69 152H72V150L71 151H69ZM68 152V155L66 154V151H65V153L64 154H61V152H59L61 155H63V156H65V154L67 155V157H69L71 154ZM185 152V151H184ZM73 153H75V152H73ZM72 153V155H74L75 156V154H73ZM78 153V152H77ZM77 153H76V155H77ZM157 153H158V151H157ZM166 153V152H165ZM168 153H170V152H168ZM168 153H166V154H168ZM186 153V152H185ZM70 154V155H69ZM84 154H85V152H84ZM83 154V155H84ZM151 154H153V153H151ZM159 154V153H158ZM160 154H161V152H160ZM183 154V153H182ZM56 155V154H55ZM80 155V154H79ZM82 155V158L84 157ZM154 155H156V154H154ZM58 156H59V154H58ZM81 156V155H80ZM85 156H87L86 154H85ZM156 156H159V155H156ZM165 156V155H164ZM168 156H171V155H168ZM53 157H55L54 155H53ZM75 157H78V156H75ZM153 157V156H152ZM60 158H61V156H60ZM64 158V157H63ZM66 158V157H65ZM70 158V157H69ZM80 158V157H79ZM79 158L78 159H76V160H79ZM172 158V157H171ZM73 159H75L74 157H73ZM73 159H71V160H73ZM88 159V158H87ZM90 159V158H89ZM88 159V160H89ZM149 160H151L150 159V157L148 158ZM147 159V160H148ZM155 159H156V157H155ZM159 159H160V156H159ZM169 159V158H168ZM68 160V159H67ZM92 160H94V158L92 159ZM164 160H166V159H164ZM40 161V160H39ZM45 161H46V159H45ZM53 161V160H52ZM55 161V160H54ZM53 161V162H54ZM62 161V160H61ZM80 161V160H79ZM78 161V163L76 162H74L73 161V163H75L74 164V166H73V163H72V161H71V166L70 165H68V163H70V162H66V160L64 161V162H66L67 164H65V165H68L69 167H71V170H70V172L71 171H75V169L77 170H79V169H81V168H78L79 167V164H81V162H79ZM84 161V160H83ZM86 161V162H85ZM85 163H87L88 161L85 159ZM90 161V160H89ZM42 162H44V161H42ZM41 162V163H42ZM49 162V161H48ZM57 162V161H56ZM56 162H54V164L53 165H55V163ZM64 162H63V164H64ZM91 162V161H90ZM51 163V162H50ZM163 163V162H162ZM60 165H61V163H59ZM92 164V163H91ZM147 164V163H146ZM27 164H25V165H22L23 167L24 166H26ZM39 165H41L40 163H39ZM60 165H58V166H60ZM82 165H84V164H82ZM86 165V164H85ZM88 165H90V163L88 162V164L86 165V166H81L82 168L83 167H87ZM151 165V163L149 162V166ZM154 165V164H153ZM57 166V169H56V172H55V169L53 170L54 172H55V175H56V173H57V171L59 172V170L58 169H63L64 170V168H60V167H58ZM147 166H148V164H147ZM147 167V168H150V167ZM157 166V165H156ZM156 166H154V167H156ZM35 167H36V164H35ZM49 167V166H48ZM63 167V166H62ZM65 167V170H66V166H64ZM69 167L67 168V169H69ZM89 167V166H88ZM90 167H91V165H90ZM31 168H32V166H31ZM37 168V167H36ZM47 168V167H46ZM45 168V169H46ZM54 168V167H53ZM75 168V169H74ZM152 168V167H151ZM158 168H159V166H158ZM27 168H25V170H26ZM29 169V171H31L30 170V168H28ZM27 169V170H28ZM35 169V168H34ZM51 169V168H50ZM90 169H92V168H90ZM89 169V171H91ZM157 169V168H156ZM156 169H154V170H156ZM33 170V169H32ZM36 170V169H35ZM39 170V169H38ZM38 170H36V171H38ZM47 170V169H46ZM64 170V173L66 174V172H67V170L65 171ZM77 170V171H78ZM82 170H84L85 171V169H82ZM145 170V169H144ZM150 170H153V169H150ZM150 170H149V173H151L150 172ZM154 170H153V172H154ZM43 171H44V168H43ZM48 172H50V170H47ZM47 171H45V172H47ZM53 171H52V173H53ZM81 171V170H80ZM87 171H88V169H87ZM87 171H85V172H87ZM40 172H42V170L40 171ZM69 172V171H68ZM67 172V173H68ZM76 172V171H75ZM74 172V173H75ZM91 172H93V170L91 171ZM156 172V171H155ZM27 173V172H26ZM30 173V172H29ZM43 173V172H42ZM63 173V174H64ZM78 173H81V172H79L78 171ZM45 174V173H44ZM70 174V173H69ZM86 174V173H85ZM85 174H84V176H85ZM88 174V173H87ZM87 174H86V177H88L87 176ZM92 174V173H91ZM91 174H89V175H91ZM48 175V174H47ZM54 175V174H53ZM73 175V173L71 174V176ZM75 175H77V174H75ZM74 175V176H75ZM96 175V174H95ZM41 176V175H40ZM46 176V174L44 175V177ZM49 176V175H48ZM57 176H58V174H57ZM66 176H67V174H66ZM65 176V177H66ZM69 176V175H68ZM79 176L81 177L82 176V174L80 175L79 174ZM78 176V177H79ZM84 176H82V178L84 177ZM139 176V175H138ZM30 177V176H29ZM34 177V176H33ZM36 177V176H35ZM34 177V178H35ZM42 177V176H41ZM40 177V178H41ZM47 177V176H46ZM45 177V178H46ZM50 177H52V179H54V181H52V182H55L56 181V177L55 178H53L54 176H52V174H51V176ZM49 177V179H51ZM59 177V176H58ZM57 177V179H59ZM77 177V176H76ZM75 177V178H76ZM93 177V176H92ZM91 177V178H92ZM96 177V176H95ZM149 177V176H148ZM28 178V177H27ZM37 178V177H36ZM36 178H35V180H36ZM39 177L37 178V179H40ZM67 178V180H68V177H66ZM74 178V179H75ZM133 178H134V180H135V177L133 176ZM138 178V177H137ZM144 177H142V179H143ZM150 178V177H149ZM13 179V178H12ZM22 179V178H21ZM41 179H43L44 180V178H41ZM48 179V178H47ZM51 179V180H52ZM73 178H71V180H73V181H75ZM76 179H79V178H76ZM84 180L86 179L85 177L83 178ZM82 179V180H83ZM89 179H90V177H89ZM88 179V181L90 182V180ZM93 179H95V178H93ZM9 180V179H8ZM15 180H16V178H15ZM25 180H26V178H25ZM29 180H30V178H29ZM28 180V181H29ZM42 180V181H43ZM51 180H50V182H51ZM82 180H81V182H82ZM96 180H97V178H96ZM102 180L104 181V179L102 178ZM101 180V181H102ZM106 180V179H105ZM30 181H33V179L32 180H30ZM29 181V182H30ZM41 181V182H42ZM49 181V180H48ZM47 181V182H48ZM73 181H71L73 184H74V182ZM79 181H80V179H79ZM78 181V182H79ZM85 181H87V180H85ZM84 181V182H85ZM88 181H87V183H88ZM108 181V180H107ZM133 181V180H132ZM138 181H140V180H138ZM137 181V182H138ZM143 181V180H142ZM15 182V181H14ZM18 182V181H17ZM19 182L21 183V181H20V179H19ZM18 182V183H19ZM34 182V181H33ZM41 182H39V183H41ZM43 182H45V181H43ZM43 182H42V184H43ZM50 182H48L49 184H50ZM80 182V187L82 186H85L84 185V183L82 184ZM93 182V181H92ZM98 181H96V182H94V183H97ZM129 182V181H128ZM25 183V182H24ZM37 183V182H36ZM59 183H60V181H59ZM71 183V184H72ZM91 183V182H90ZM28 184V183H27ZM27 184H26V186H27ZM34 184H35V182H34ZM38 184V183H37ZM55 184V183H54ZM53 184V185H54ZM60 184H64V183H60ZM69 184V183H68ZM77 184V183H76ZM85 184H86V182H85ZM101 184V183H100ZM106 184V183H105ZM129 184V183H128ZM10 185H11V183H10ZM16 185H17V183H16ZM16 185H14V187L16 186ZM23 185H25V184H23V180H22V186ZM30 185H31V183H30ZM33 185V184H32ZM36 185V184H35ZM34 185V186H35ZM45 185H47V184H45ZM51 185V184H50ZM79 185V184H78ZM77 185V186H78ZM90 185V184H89ZM89 185H88V188H89ZM102 185V184H101ZM101 185L99 186V187H101ZM106 185H108V183L106 184ZM124 185H127V184H124ZM19 186V185H18ZM21 185H20V187H22ZM37 186H39V184L37 185ZM49 185H47V187H48ZM7 186H5V188H6ZM11 187H13V186H11ZM24 187V186H23ZM55 187V186H54ZM57 187H58V185H57ZM60 187V186H59ZM91 187V186H90ZM98 187V188H99ZM103 187H105V186H103ZM118 187V186H117ZM4 188V187H3ZM8 188V187H7ZM6 188V189H7ZM10 188V187H9ZM29 188V187H28ZM86 188H87V186H86ZM86 188H84L83 187V189H86ZM5 189V190H6ZM23 189V188H22ZM96 189V188H95ZM137 189V188H136ZM136 189H134L133 191H135ZM3 190V189H2ZM9 190V189H8ZM31 189H29V192H31V191H33V190H31ZM37 190V189H36ZM102 190H103V188H102ZM106 190V189H105ZM116 190V189H115ZM119 190V189H118ZM121 190V189H120ZM4 191V190H3ZM11 191V190H10ZM88 191V190H87ZM91 191H93V190H91ZM100 191H101V189H100ZM4 192H6V191H4ZM28 192V191H27ZM36 192V191H35ZM95 192H96V190H95ZM98 192V191H97ZM105 192V191H104ZM144 192V191H143ZM71 193V192H70ZM89 193V192H88ZM118 193H120V192H118ZM142 193V192H141ZM148 193V192H147ZM67 194V193H66ZM75 194V193H74ZM121 194V193H120ZM14 195V194H13ZM13 195H11V198H12V196ZM67 195H69V194H67ZM86 195V194H85ZM95 195V194H94ZM117 195V194H116ZM15 196V195H14ZM66 195H64L63 197H65ZM72 196H74V195H72ZM89 196H91V195H89ZM145 196V195H144ZM31 197V196H30ZM67 197V196H66ZM79 197V196H78ZM86 197V196H85ZM84 197V198H85ZM105 197V196H104ZM110 197V196H109ZM116 197V196H115ZM125 197V196H124ZM16 198V197H15ZM70 198V197H69ZM68 198V199H69ZM74 198H76V197H74ZM114 198V197H113ZM117 198V197H116ZM121 198V197H120ZM127 198H128V196H127ZM22 198H20V200H21ZM34 199V198H33ZM58 199V198H57ZM66 199V198H65ZM90 199V198H89ZM91 199H92V197H91ZM106 199V198H105ZM122 199V198H121ZM1 200H2V198H1ZM26 200V199H25ZM24 200V201H25ZM55 201H56V199H54ZM60 201V200H59ZM65 201H67V200H65ZM76 203H78V200L76 199ZM110 201H112V199L110 198ZM28 202V201H27ZM26 202V203H27ZM30 202L31 203H33V200L31 201L30 200ZM29 202V203H30ZM35 202V201H34ZM54 202V201H53ZM62 202V201H61ZM74 202V201H73ZM72 202V203H73ZM60 203V202H59ZM28 204V203H27ZM54 204V203H53ZM62 206H63V204L62 203H60ZM59 204V206H61ZM56 205H58V204H56ZM66 205V204H65ZM64 205V206H65ZM68 205H69V203H68ZM74 205V204H73ZM63 206V207H64ZM81 208H82V206H80ZM2 208L3 207H1V210H0V212L2 213V215L4 214L3 212H2ZM53 208H54V205H53ZM52 208V209H53ZM60 209V207L58 208V210ZM63 209V208H62ZM70 209V208H69ZM57 210V209H56ZM72 210V209H71ZM74 210V209H73ZM80 210V209H79ZM61 211V210H60ZM63 211H64V213H66L65 212V210L63 209ZM14 212L15 211H13V217H14ZM17 212V211H16ZM59 212V211H58ZM0 213V214H1ZM74 213V212H73ZM17 214V213H16ZM107 214V213H106ZM9 215V214H8ZM7 215V216H8ZM72 214H70V216H71ZM15 216H18V215H15ZM2 217H4V216H2ZM22 217V216H21ZM20 217V218H21ZM18 217H16V219H17ZM3 220V221H5L4 220V218H0V220ZM15 219V220H16ZM22 219V218H21ZM20 219V220H21ZM27 219V218H26ZM14 220V221H15ZM24 221H25V219H24ZM7 222V221H6ZM17 222H20V221H18V219H17ZM30 222V221H29ZM114 222V221H113ZM5 223V222H4ZM3 223V224H4ZM32 223V222H31ZM18 224V223H17ZM20 224L23 226V225H26V224H22L21 222H20ZM20 225V226H21ZM31 225V224H30ZM6 226V225H5ZM4 226V227H5ZM16 226H18V225H16ZM35 226V225H34ZM112 226V225H111ZM2 227V226H1ZM3 227V228H4ZM14 227V226H13ZM12 228V227H11ZM15 228V227H14ZM17 228V227H16ZM13 229V228H12ZM5 230V229H4ZM14 230V229H13ZM17 230H19L20 231V229L18 228ZM12 231V230H11ZM16 231V230H15ZM17 233H19V232H17ZM40 233V232H39ZM47 233V232H46ZM16 234V233H15ZM42 234V233H41ZM45 234V233H44ZM40 235V234H39ZM52 235H53V233H52ZM59 235V234H58ZM13 236V235H12ZM18 237H19V235H17ZM16 236V237H17ZM46 236H48V235H46ZM13 237H15V236H13ZM24 237H26V236H24ZM51 237V236H50ZM22 238H23V236H22ZM59 238V237H58ZM20 239V238H19ZM18 239V240H19ZM25 240V239H24ZM29 240V239H28ZM23 241V240H22ZM26 241V240H25ZM55 241V240H54ZM60 241H62V240H60ZM29 243V242H28ZM42 243V242H41ZM53 244V243H52ZM44 246V245H43ZM31 248V247H30ZM48 248V247H47ZM24 249V248H23ZM22 249V250H23ZM31 250H32V248H31ZM30 250V251H31ZM9 251V250H8ZM19 251H21V249L19 250ZM44 251V250H43ZM16 252H17V250H16ZM46 252V251H45ZM18 253V252H17ZM17 253H15V254H17ZM22 254V253H21ZM35 254V253H34ZM14 255V254H13ZM30 255H31V253H30ZM14 256H16V255H14ZM35 256V255H34ZM17 258V257H16ZM4 260V259H3ZM7 260V259H6ZM11 260V259H10ZM14 260V259H13ZM12 260V261H13ZM8 263H9V261H7ZM7 262H4V263H7ZM20 263V262H19ZM10 264V263H9ZM12 264H15V263H12ZM17 264V263H16ZM21 264V263H20Z\"/></svg>","mask_w":264,"mask_h":264},{"label":"water","instance_id":"95a60500","mask_svg":"<svg viewBox=\"0 0 264 264\" xmlns=\"http://www.w3.org/2000/svg\"><path fill=\"white\" fill-rule=\"evenodd\" d=\"M38 1L39 0H37L36 2H35V4H34V7H33V13H34V19H33V23H34V21L36 20V18H37V13H36V9H37V5H38ZM99 4H101L102 6H104L113 16H115L117 19L119 18V19H121V20H123L124 22H126V24H128V25H131L132 27L134 26V27H137V25H134V24H131L128 20H125V19H123V18H121L119 15H117L114 11H112L109 7H108V5L104 2V1H101V0H96ZM33 23H31L30 24V26L29 27H27L26 29H22V28H20V27H18L16 24H2L1 26H0V33H1V31H3V30H5V29H9V28H11V29H14V30H17V31H19V32H21V33H26V32H28L29 30H31V27H32V25H33ZM247 41H258V42H263L264 41V38H256V37H251V38H247L246 39ZM216 44H218L220 47H223V48H226V49H228V46H226V45H223V44H220V43H218V42H216ZM241 44V41H238L237 42V44L236 45H234V46H232L230 49H235L238 45H240Z\"/></svg>","mask_w":264,"mask_h":264}]
</instances>
